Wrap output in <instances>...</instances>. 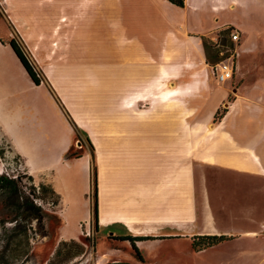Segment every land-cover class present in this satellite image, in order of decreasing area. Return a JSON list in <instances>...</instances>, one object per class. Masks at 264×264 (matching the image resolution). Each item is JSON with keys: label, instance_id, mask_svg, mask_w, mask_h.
I'll return each mask as SVG.
<instances>
[{"label": "crops", "instance_id": "1", "mask_svg": "<svg viewBox=\"0 0 264 264\" xmlns=\"http://www.w3.org/2000/svg\"><path fill=\"white\" fill-rule=\"evenodd\" d=\"M34 1L0 0L14 23L15 13L48 9ZM118 9V35L110 31L98 37L90 25L83 40L75 31L73 51L41 65L40 84L10 44L15 28L0 16V139L10 150L0 147L60 195L55 212L63 223L68 214L63 205L74 211L78 203L61 167L76 168L71 170L75 176L84 173L83 191L91 194L93 151L81 141L85 136L94 145L98 167L99 228L127 224V233L114 235L153 237L136 241L141 257L148 241H182L192 252L195 237L227 235L231 238L219 244L235 241L241 251L250 247L253 252V259L240 256L241 264H264V0H185L184 7L169 0H120ZM231 28L241 34L233 44L234 75L220 81L205 45ZM4 62L10 70H2ZM39 96L44 103L34 100ZM222 106L225 112L215 122ZM195 108L201 121L195 122ZM195 123L206 129L203 135H217L215 151L206 154L216 163L195 161ZM115 135H121V150L110 151ZM75 146L83 149L82 156L68 159ZM115 157L121 161V193L112 180L118 171ZM178 160L180 175L171 190L162 186L161 172ZM200 168L216 171L217 180L206 179ZM224 184L233 188L225 192L219 187ZM210 185L218 188L213 196ZM78 237L64 231L59 241ZM109 240L116 246L104 249L101 241L102 259L120 252V244L131 245Z\"/></svg>", "mask_w": 264, "mask_h": 264}, {"label": "rangeland", "instance_id": "2", "mask_svg": "<svg viewBox=\"0 0 264 264\" xmlns=\"http://www.w3.org/2000/svg\"><path fill=\"white\" fill-rule=\"evenodd\" d=\"M42 1L48 5V9L43 12L34 11L28 16L25 13H15V15H12L15 23L0 2V16L5 20L9 28H15V37L21 43L41 79L43 75L39 69L42 64L47 62L53 64L61 59L64 60V56L67 57L73 51L75 31L77 32L76 36L87 37L90 32L89 26L92 25L94 27L91 30L98 37H104L110 31L115 36L118 35L120 0H35L34 2L42 4ZM89 21L92 24H89ZM224 35H226V37L222 38L225 44L224 49L228 51V54L231 52L235 54L234 43L230 40L228 34L221 32L218 36L223 37ZM27 43L33 48L38 47V49L30 50ZM230 48L232 49L231 51L228 50ZM209 56L210 65L221 59L212 40L209 42ZM2 70H10V66L4 62ZM11 72L14 73L13 67ZM19 84L23 86L24 82H19ZM4 89L2 94L7 91L6 87ZM49 91L53 95L54 100L58 101L51 88H49ZM44 93L46 92L44 91ZM232 98L233 94L231 93L229 100H232ZM34 100L38 104L45 102V98L42 96L36 97ZM26 101V99H23L21 102L23 109H25ZM225 108L224 106L220 108L216 114L215 122L223 116ZM197 111H199V115L196 116L195 122L203 119L201 110L195 108V113ZM25 113L23 114L26 115ZM205 130L203 126L195 123V135H193L194 159L197 161L196 159L205 158L210 163H216L215 158H207L206 154L215 151L218 142L217 135H203L202 133ZM103 136L105 137V135ZM114 138V148L110 147L108 150L119 151L121 150V135H115ZM81 141L85 148L92 150L85 136L81 137ZM79 142L77 141V145H79ZM0 146L10 150L9 144L4 138L0 139ZM71 151L82 153L83 149L75 146ZM6 154V156H0V173L1 171L5 173L6 168L10 170L12 167L11 162L13 165L16 162V158H13V156H16L15 154L9 151ZM115 160L117 164H114H116L118 171L112 180L114 181L115 189L121 193L123 190L120 170L121 161L118 157H115ZM179 162V160L175 161L173 163L175 165H171V169L161 172L162 186L170 185L168 188H171V190L175 187V180L180 175V171H176V167L180 165ZM65 169L61 167V174L64 175L65 181L70 179L73 183L74 198L78 204H76L77 209L74 208V211H72V207L69 204L65 203L63 205L65 213L68 211L67 217L63 218V223L59 217L61 215L55 212L59 204L53 203L55 197L49 193L44 196L46 192L41 188V184L44 182L36 181L24 169H19L18 173L21 175L20 185L23 194L33 199L34 203L48 214L45 215L42 222L32 219L26 222L22 221L20 224L17 220H13L14 215L9 214L7 209H3L2 204H0V218L4 219V221L0 222V264H107L112 261H120V263L124 264H241L240 256L242 255H249L253 259V252L248 247L250 243L247 244L248 248L245 251H241L239 244L235 241H228L201 251L194 249L191 252L182 241L178 242V244H173L174 240L169 239L143 243L140 250L143 257L138 252H135L131 245L120 244V252H113L108 258L102 259L100 257L102 247L99 246L101 241L106 244V247H103L104 249L116 246L107 238L108 233L122 234L127 233L130 229L127 224H116L109 228L103 225L99 230V220L96 225L94 218L92 220L90 218L92 209L90 190L88 192L83 191L87 184L86 175L80 171V174L75 176L71 170L76 168ZM198 171H201V168ZM201 173L206 175V179L211 182L216 181L218 178V173L211 169L202 170ZM221 186L225 192L233 188L231 184H224L219 187ZM213 190L215 192L218 190L216 185L209 186V192H211L212 196ZM147 193L152 195L153 190H149ZM102 194L105 197L104 187ZM226 197H228V194ZM105 210L107 211V207ZM102 220H106V216H103ZM64 231L78 234L79 240L67 243L60 242V234Z\"/></svg>", "mask_w": 264, "mask_h": 264}, {"label": "trees", "instance_id": "3", "mask_svg": "<svg viewBox=\"0 0 264 264\" xmlns=\"http://www.w3.org/2000/svg\"><path fill=\"white\" fill-rule=\"evenodd\" d=\"M171 3L179 6L184 7L185 6V0H169ZM11 46L13 47L14 51L16 52L17 56L33 78V80L37 83H41V78L37 75V72L35 70L34 64L29 59L28 55L26 54L24 48L22 47L21 43L16 39V37L12 38L10 41ZM206 49L207 53L209 54V44L206 43ZM208 58L210 56L208 55ZM220 59H218L217 62H219ZM90 147L93 151V163L91 168V200H92V209H93V218L95 220V223L98 224L99 220V195H98V167L95 159V152H94V145L91 142V140L88 141ZM4 155V150L0 148V156ZM82 156V153H74L71 150L67 153L66 157L73 158V157H80ZM32 178V177H31ZM21 176L18 178H13L8 176L5 173H0V204H2L3 209H7L9 214L14 215L13 220H17V222H26L27 220L37 219L39 222H42L44 220L45 215L48 213L44 211L40 206L36 205L29 196H26L23 194L22 188H21ZM41 188L43 189L44 196L46 194H52L53 197H55V200L53 201L55 204H58L60 201V195L55 191V189L49 185L42 183ZM35 191V189H33ZM4 221V219L0 218V222ZM48 235V234H46ZM126 238V237H123ZM131 240V237H127ZM140 239H152L153 237H139ZM139 238H135V240H139ZM231 237L227 235H201L198 237H195L193 241V247L195 250H202L214 245H217L227 239H230ZM64 243H67L69 241H62ZM71 242H75L74 240H71ZM134 248L136 251H138L137 246L134 245Z\"/></svg>", "mask_w": 264, "mask_h": 264}, {"label": "built area", "instance_id": "4", "mask_svg": "<svg viewBox=\"0 0 264 264\" xmlns=\"http://www.w3.org/2000/svg\"><path fill=\"white\" fill-rule=\"evenodd\" d=\"M228 34L230 40L233 43H239L241 40V34L239 32V30L233 29L231 28L229 30ZM226 37V35H224L223 37L218 36L217 38L213 39V45L214 47L218 50V54L221 57L220 61L216 63L215 65V69L217 71V76L218 79L220 81H226L228 79H231L234 75V70H235V62L234 59L237 56V51L235 50V54H233L232 52L230 54H228L227 50L224 49L225 44L223 43V39ZM229 51H231L232 49H228ZM39 76V74H37ZM4 155L6 156L7 154L4 153ZM13 158H16V162L13 165L11 162V169L8 170L7 168L5 169V174H7L10 177L13 178H18L19 176V169H24L23 163L21 162V160L19 158H17L16 156H13ZM17 172V174H16ZM1 173H3V171H1ZM54 203V202H53ZM55 204V203H54ZM88 235H90V233H88ZM107 264H124V263H120V261H112L110 263ZM144 264V263H141Z\"/></svg>", "mask_w": 264, "mask_h": 264}, {"label": "flooded vegetation", "instance_id": "5", "mask_svg": "<svg viewBox=\"0 0 264 264\" xmlns=\"http://www.w3.org/2000/svg\"><path fill=\"white\" fill-rule=\"evenodd\" d=\"M14 37H15V36H14ZM14 37H13V38H14ZM16 39H17V38H16ZM10 41H11V40H10ZM95 224H96V223H95ZM96 225H97V224H96ZM99 230H100V228H99ZM97 232H98V231H97ZM123 237H126V238H123ZM127 237H130V236H115L113 232L108 233V236H107L108 239L115 238V239H120V240H130V239L127 238ZM135 238H136V237H131L130 242H131V246L133 247L134 251H135V252H138V251H136L135 248H134V245L136 246V241H137V240H135Z\"/></svg>", "mask_w": 264, "mask_h": 264}, {"label": "water", "instance_id": "6", "mask_svg": "<svg viewBox=\"0 0 264 264\" xmlns=\"http://www.w3.org/2000/svg\"><path fill=\"white\" fill-rule=\"evenodd\" d=\"M81 144V142H79Z\"/></svg>", "mask_w": 264, "mask_h": 264}]
</instances>
